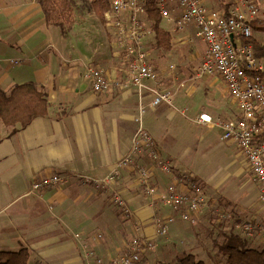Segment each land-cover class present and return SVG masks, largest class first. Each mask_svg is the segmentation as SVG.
Wrapping results in <instances>:
<instances>
[{
  "label": "crops",
  "instance_id": "obj_1",
  "mask_svg": "<svg viewBox=\"0 0 264 264\" xmlns=\"http://www.w3.org/2000/svg\"><path fill=\"white\" fill-rule=\"evenodd\" d=\"M74 2V11L82 10L85 0L83 6L79 0ZM118 53L113 28L98 16L85 21L76 14L73 27L64 33L47 24L39 0H0V86L8 91L15 84L34 81L49 103L48 113L27 126H8L0 118V251L27 248L28 264H88L85 252L89 251L107 264L135 232L154 235L153 213L158 205L142 192L135 167L121 168L115 184L130 207L129 214L114 204L111 189L99 191L75 178L30 191L34 178L46 174L100 178L110 174L131 149L142 104L144 125L156 149L172 160L175 173H193L202 180L209 202L231 211L236 221L264 225V200L234 141L224 140L226 147L216 151L223 164L209 178L190 168L193 145L201 150L205 146L198 142L197 132L200 139L208 138L217 128L190 116L208 112L239 117L227 89L220 90L209 78L203 79L204 85L187 83L180 79L184 73L171 63L160 72L156 50L154 65L163 88L173 92L175 106L165 102L153 106L155 94L149 88L157 85L146 80L149 87L141 92L136 85H123L129 74ZM89 63L100 64L120 85L94 92L85 77ZM212 76L220 82L219 76ZM139 158L138 163L152 166L153 181L160 189L174 182L175 175L153 167L146 153ZM163 213L173 218L169 233L157 238L156 248L140 264L176 262L189 251L208 263L225 260L226 264L219 247L231 233L248 245L264 248L261 232L245 238L235 222H217L211 208L200 211L195 223L183 220L179 211L166 208Z\"/></svg>",
  "mask_w": 264,
  "mask_h": 264
},
{
  "label": "built area",
  "instance_id": "obj_2",
  "mask_svg": "<svg viewBox=\"0 0 264 264\" xmlns=\"http://www.w3.org/2000/svg\"><path fill=\"white\" fill-rule=\"evenodd\" d=\"M150 3L163 19L173 23V30L185 32L192 25L196 37L205 42L207 48L199 67L200 74L218 75L223 80L239 108V117L226 118L208 112L190 117L195 122L220 127L222 139L237 144L264 200V54L257 56L252 42V37L257 36L264 44V32L254 29L252 25L253 20H264V0H110L104 18L113 28L118 54L128 68L129 75L123 85H136L141 92L149 87L146 80L154 81L157 86L149 88L155 94L151 105L165 102L175 106L173 92L163 88V81L149 60L147 45L155 39L154 31L147 25V7ZM185 40L191 41L193 37ZM85 77L94 92L108 91L113 85H120L97 63L86 65ZM145 112L142 104L136 117L138 128L131 149L117 162L110 174L102 178L87 174H46L34 178L30 191L60 186L75 178L99 191L111 189L114 204L129 214L130 207L115 184L121 168L138 169L142 192L154 199L153 205H158L154 207L153 213L155 233L153 236H144L135 232L122 252L107 259V264H140L146 253L156 248L157 238L169 232L168 224L173 218L164 216L163 209L166 208L179 211L181 218L191 223L197 221L200 211L211 208L217 222H235L245 238H253L258 232L264 238V225L253 221H236L231 211L212 205L204 182L193 173H175L172 160L156 149L154 139L144 125ZM142 153L148 155L153 167L173 173L174 182L160 189L153 181L152 166L138 163ZM85 255L88 264H105L104 259L92 256V252L86 251Z\"/></svg>",
  "mask_w": 264,
  "mask_h": 264
},
{
  "label": "trees",
  "instance_id": "obj_3",
  "mask_svg": "<svg viewBox=\"0 0 264 264\" xmlns=\"http://www.w3.org/2000/svg\"><path fill=\"white\" fill-rule=\"evenodd\" d=\"M39 2L48 25L56 26L64 33L71 30L75 23L74 0H39ZM218 4L223 5L222 2H218ZM109 7L110 0L93 1L96 15L104 21H106L104 13ZM225 7L227 9V5ZM262 8L264 10V4ZM147 13L149 15L147 25L154 31L155 38L153 42L149 43L150 47L153 45V49H156L161 55L172 51L174 47L173 35L162 25V21L167 20L163 19L152 3L148 5ZM167 22L173 24L170 21ZM252 25L254 29L264 32V20H253ZM259 37L261 38V36ZM252 42L255 44L257 56L264 54V44L257 36L252 37ZM48 107L49 103L44 91L34 81L15 84L8 91L0 86V118L8 126H27L35 118L46 115ZM219 250L226 257V264H264V248L248 245L246 240L234 233L226 237L225 241L220 244ZM29 256L27 248L2 250L0 251V264H28ZM163 264L208 263L200 259L193 251H189L178 261Z\"/></svg>",
  "mask_w": 264,
  "mask_h": 264
},
{
  "label": "rangeland",
  "instance_id": "obj_4",
  "mask_svg": "<svg viewBox=\"0 0 264 264\" xmlns=\"http://www.w3.org/2000/svg\"><path fill=\"white\" fill-rule=\"evenodd\" d=\"M79 1H81V5L83 6L84 4L83 0H79ZM89 2L90 0H85V4L84 7H82V10L80 9L79 11L77 9V11L75 12V15L77 14L79 19L81 20L84 19L85 21H89L97 17L95 15L93 6L89 5ZM87 4L88 6L86 7ZM162 25H164L165 28L171 31L173 35L174 47L172 51L162 55L160 54V72H161V67L167 65L168 63H171L184 73L183 74L184 77L180 78L181 80H185V82L187 83H193L194 85H204L201 84L203 79L207 80V78H209L208 80H210L212 84H216V85L218 84L219 89L221 90L223 88L225 91L227 87L226 85H224V83L221 81L220 78H217L220 79V82L218 83V81L215 78L216 76L211 77V75L208 76V75L200 74L199 67L205 52L206 44L201 38L196 37L195 27L190 25L188 27L189 30L185 31L186 33L185 35H188L187 37H193V40L190 41V40H185L187 37L184 36V32L178 33L177 31L172 30L173 26L169 22L162 21ZM183 36L185 37L184 40H183L184 38ZM148 52H149V60L151 63L154 64L153 60L154 58L157 57L156 49L154 50L153 48L150 47V50H148ZM174 73L176 74V72ZM173 84L174 83H172L171 85ZM221 132L222 129L220 127H217L213 130V133H211L208 138H201V139L199 138L200 135L197 132L198 142H200L201 144H205V146L204 149L201 150L197 148L196 145H193L192 149L194 153L190 155L191 157L189 160L192 161L190 168L202 176L207 175L209 178L210 176H212L213 170L217 166H221L223 164L222 162L218 161V153H216L217 150H221L225 148L227 145V143L221 137ZM185 164L187 166L188 162H186ZM238 181L242 182L244 181V179ZM241 182H239L238 185H240ZM208 264H225V260L217 261L216 263L214 261L213 262L210 261V263Z\"/></svg>",
  "mask_w": 264,
  "mask_h": 264
}]
</instances>
